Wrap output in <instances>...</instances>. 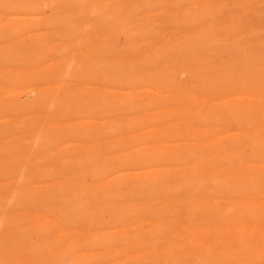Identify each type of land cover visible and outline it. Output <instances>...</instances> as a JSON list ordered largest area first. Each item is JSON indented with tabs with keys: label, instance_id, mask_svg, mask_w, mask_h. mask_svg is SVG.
<instances>
[{
	"label": "bare ground",
	"instance_id": "6f19581e",
	"mask_svg": "<svg viewBox=\"0 0 264 264\" xmlns=\"http://www.w3.org/2000/svg\"><path fill=\"white\" fill-rule=\"evenodd\" d=\"M62 1L63 0H0V45L2 43H6V45L0 47V70H1V67H4V65L5 66L9 65V66H11L13 68H21V69H23L26 66V67H28L27 69H30V71H23L22 70L21 72H19V70H18L16 73H12V74L10 73V74L4 75V77H3L4 79L3 80L6 82V86L7 87L5 88V90H1L0 89V93L3 92V94L5 95L4 96L5 104H1L0 105V118H4L3 120H8V114L10 116L12 115L8 111H11L12 112L13 109L22 110L18 114H20V113L23 114V112H24V114L31 113V112L32 113H36V112L39 111L38 108L42 109L43 111H46L47 112V116H44V117L41 118L44 123H40V124L38 123V125L36 124V126H38V128H36L34 122L38 121L39 116H35L34 118H31L29 122L23 124V126H22L21 129L25 128L26 131L28 130V131H32V132L35 130V133L37 134V136H39V139H40L39 141L42 142V144L40 145L41 142H38L37 141L39 143V145H40V148H42V150L41 149L40 150L43 151L44 154H46V156L48 158H52L59 167L75 166V165H77V160L81 159L79 161H80V164H81L80 166H82V169L80 170V172H78V174L79 173L84 174L88 178H94V180H95V181H91V182H95L94 186L93 185H90V186L89 185H83V186H81V189L83 190L82 192L89 193V192H91V190H94L95 191V193L93 192L94 195H92V197L94 198V200L97 203L96 202H93L92 205H94V203L98 204V202H100V199H104V197H106V196L107 197H110L112 194L113 195H115V194H118V195L121 194L120 196L122 197V193L123 192H125L127 189H131L136 194L135 195L136 198H138L139 196H137V195L141 194L142 192H144L146 194V197L144 196V198H148V200H151L155 204V206H157L156 215L158 217H165V216H167V217H173V216H176L177 215L176 214L177 211L175 210L173 212L172 209H171L172 206L176 205V206H178V207H180L182 209L183 208L186 209V211H185L186 212L185 213L186 216H188V212L189 211L193 212L194 210H197V211L198 210H202V212L204 213L203 214L204 216L209 217V218H212L213 220H224V221H227V222H229V221H238V220H246V219H254V220L261 219V220H264V185L263 186L262 185L260 186L261 188L259 190L260 191L259 193H255V192H253L254 191L253 185H252V183H250L252 181L254 182V181H257V180L264 181V135L261 132L262 129L261 130L260 129H256L258 126H260L261 128L264 127V100L262 98H260V94L257 93L259 91V89L261 91V88L260 87L262 85L264 86V66H263V68L261 67V69L257 68L258 65L257 64L255 65V62L254 63L252 62V57H254V56L251 57V54L247 51V49L241 48L240 46L237 47V45H236V47H237L236 50H233V52H232V50H229V52L231 51L232 53H230V54L232 56H234L232 59L235 62L234 61L233 62L236 63L238 66H241L240 67L241 68V71H239V74L237 72L235 74L234 72H235L236 67L233 64H229V63L232 62V60H231V62H228L227 64H225L226 62L225 63L223 62L224 65H226V66L222 70H221L222 66L219 67V66L215 65V66H217V67L220 68L219 69V68L216 67L219 71H221V73L218 71L219 74H220L218 76H222L223 79L220 78V77H217V76L216 77L217 78H220V80L222 79L223 81L224 80H227L228 81V84H231V86H229L231 88H228L226 90L224 89V91H223V92H225L224 93L225 95L231 96V97L229 99H224V97H223L219 101H217L215 103H211V102H213L215 100L214 98H209L208 99L206 97L207 99L205 98V99H202V100H200L198 98H195V97L193 98L190 93H183V92H181L185 88L184 89H180V91L178 90L179 92L176 95L174 93L173 95H175L176 97H174V99L172 100L171 95H167L166 92L162 90L163 88L160 90L159 87L157 88L156 86H154V85L151 84L150 75H148L147 73H145V71H147V70H145L142 73L141 72H136V71H134V72L129 71L128 72V70H126V69H121L123 67V65L121 66L120 69H118L119 64L121 65L120 62H119V64H115V66H113V67H109V65L107 66V65L104 64V62H106V61L103 62V60H102V59L106 58L105 56H107V55H105V56H102L101 57V60L99 59L98 61H96L94 59L96 65L95 66H91L92 64L90 66L88 65L90 67V69H89V71H86V72H85V70H84V68L82 66L86 62L85 59H84V63L83 64L81 62H78V65L77 66H73L72 65V67L74 68V70L75 71L77 70V73L78 74H81V75L85 76L86 79L87 78L88 79H92V81L89 80V82H87V83H91V82L93 83V81H98V83H97V85H98L97 86V89H94V87H93V88H91L92 90H90L88 88L89 91H90V93H92V95L89 98L83 100V99H81L83 95H81V98H80V96H78L76 94L77 92L75 94H72L73 91H71V90H73V89H71L70 87H64V88H62V86L59 85L60 83L58 84L56 82L58 79H60V80L61 79H65L64 77H66V72H68L69 74L71 73L72 69L69 68L70 66L68 67V65H71L73 62L71 64H68V65L67 64H64V62H67V61L69 62V60H71V61L74 60L75 62H77L75 60V56L77 57V55H72L73 57H71V59H69V60H68V58H66V59H64V58L63 59H60V57L58 56V53H59L60 48H62V47H60V45H56V44H53L52 43L53 37H52V34L50 32H48V31H46L44 33L43 32H40L41 24H43V23H45V25L48 26L49 29L50 28H52V29L53 28L54 29H59V28H61V26H63L62 25V20L60 19L59 12L57 11L58 4L61 3ZM88 1H90V0H71V2L73 4L78 5L79 8L85 6ZM98 1L99 2L102 1V3H104V8L103 9H102V7L101 8L99 7L100 10H101V16H102V18H101V16H100V18L103 19L104 22H109L111 25L108 24V23L107 24L110 25L111 26V29H112V27L115 25V16L113 15V11H112L113 9H111L110 6L112 5L111 7L113 8V7H115V4L113 6V1L110 2V0H98ZM129 1H131V0H129ZM66 2H67V0H66ZM139 2L140 1H138V3ZM94 3H95V1H94ZM154 3H156V2H154ZM127 4L129 5V3H127ZM140 5H141V2H140ZM158 5H160V4L157 3V6ZM172 5H173V3H172ZM97 6H98V4H97ZM135 6H137V4ZM63 7H65V6H63ZM116 7L119 8L120 6H117V3H116ZM144 7L146 8V6H144ZM176 7H178V6H176ZM180 7H182V6H180ZM207 7H208V5H207ZM77 8L78 7H75L74 9H77ZM84 8H85L84 11H86L85 13L89 12L88 10H86V6ZM84 8H82V9H84ZM118 8H116V9H118ZM136 8H138V7H136ZM145 8L142 11H145L146 10ZM153 8H155V7H153ZM141 9H142V7L140 6L139 7V10H141ZM150 9L151 8L148 9V7H147V10H150ZM178 9L179 8H177V10ZM242 9L243 8H241V10ZM132 10H133V8H132ZM139 10L138 11L136 10V11L137 12H140ZM230 10H229V12H230ZM114 11H116V10L114 9ZM126 12H128V11H126ZM232 12H234V11L232 10L231 13ZM91 13H92V11H90L87 15L89 16ZM95 14H97V13H95ZM134 14H135V12H134ZM187 14L189 15V13H187ZM195 14H197V13L195 12ZM202 14L200 15V18L202 17ZM225 14H226V11H225ZM246 14H247V11H246ZM259 14H262V13H259ZM132 15H133V13H132ZM157 15H160V14H157ZM212 15L214 16V13H212ZM216 15H217V13H216ZM193 16L194 15L192 14V17ZM252 17H255V16H252ZM256 18L257 17H255V20H256ZM73 19L71 21H73ZM236 19H238V18H236ZM150 20L152 21V19H150ZM150 20H148V21L150 22ZM158 20H160V19H158ZM201 20H202V18L200 19V21ZM217 20H219V19H217ZM228 20H229V18H228ZM239 20L241 21V19H239ZM95 21H97V20H95ZM116 21H117V18H116ZM131 21H132V18H131ZM230 21H231V19H230ZM251 21H252V19H251ZM205 22L207 23V21H205ZM238 22L239 21H237V23ZM74 23L73 24L72 23H69V24H72L73 25V27H72L73 29L75 27L74 25H77V23L75 21H74ZM88 23L89 22H87V24ZM198 23L199 24H197V27L201 23H203V20H202L201 23L200 22H198ZM221 23H222V21H221ZM69 24L67 22L66 25L65 24L64 25L65 26L68 25V28L70 30L71 27H70ZM83 24H85V23H83ZM90 24H89V26H90ZM232 24H234V23H232ZM242 24H243V22H242ZM261 24H262V22H261ZM94 25L96 26V24H94ZM227 25H228V23H227ZM231 25H229V26H231ZM85 26H86V24H85ZM86 27H88V26H86ZM234 27H236V25ZM234 27H232V31H233V28ZM65 28L67 29V27H65ZM72 28H71V30H72ZM97 28H98V26H97ZM125 28H126V24H125ZM243 28H245V27L243 26ZM75 29H77V28L75 27ZM107 29L108 30H111L110 28H107ZM114 29L115 28H113L112 30H114ZM136 29H138V27ZM148 29H149V26H148ZM191 29H193V28H191ZM229 29H231V28H229ZM100 30L101 29H99V30L97 29V31H100ZM102 30H104V28ZM79 31L80 30H78V32ZM86 31L88 32V30H86ZM217 31H218V29H217ZM130 32H132V31H130ZM137 32L136 31L134 32V36H133V39L134 40H137V39H135V33H137ZM144 32H146V30ZM171 32H173V31H171ZM219 32H222L223 33V31L222 30L220 31V29H219ZM241 32H242V30H241ZM98 33L101 34V31L98 32ZM124 33H125V31H124ZM124 33H122V34H124ZM146 33H148V32H146ZM60 34H59V36L56 35V37L59 38L61 36ZM88 34H89V32H88ZM131 34H133V32ZM257 34L258 33H256V36H257ZM27 35H28L27 39L30 38V39H32L31 42L32 43H35V45H34L35 47L33 48V50L31 49L32 50L31 52L25 51L22 48V46L24 44L21 46L20 45L21 41H17L18 39L23 38L24 36H27ZM78 35H80V34H78ZM211 35H212V32H211ZM53 36H54V39L61 40V39L55 38V35H53ZM168 36H169V34H168ZM212 36L215 38L214 35H212ZM69 37H70V35L68 36V39H69ZM119 37L121 39V35H119ZM110 38H109V40H110ZM128 38L130 39L131 37L129 36ZM227 38L228 37H226V39ZM247 38H248V35H247ZM249 38H251V37H249ZM62 39L65 40V38H63V37H62ZM74 39L75 38H73L72 40H74ZM102 39H104V38H102ZM127 39L124 36V41L127 40ZM142 39L144 40V38H142ZM148 39H150V38H148ZM156 39H157V37H156ZM226 39H224L225 42H226ZM177 40H179V43L182 45L179 37H178ZM236 40H234V41H236ZM104 41L106 43H109L112 40H110L108 42L107 40L104 39ZM104 41L103 42L101 41L100 43L101 44L102 43L104 44ZM113 41H114V39H113ZM113 41H112V43H113ZM188 41H189V39H188ZM196 41H197V39H196ZM196 41H195V43L197 44L198 42H196ZM85 42H86V38H85ZM92 42L94 43V41H92ZM201 42L202 41L200 40V43H198V44H200V47H201ZM221 42H222V40H221ZM229 42H232V41H229ZM250 42H251V40H250ZM254 42H255V40H254ZM84 43H82V45H84ZM100 43H98V44H100ZM106 43H105V45H106ZM112 43H111L110 46H113ZM188 43H186V44L188 45ZM109 44H107V46ZM116 44H114V45H116ZM171 44H172V42H171ZM174 44H175V42H174ZM183 44H185V43H183ZM224 44H227V43H224ZM252 44H254V43H252ZM89 45H90V42H89ZM119 45H121V44H119ZM119 45H117V46H119ZM216 45H218V46L221 45L220 46V49H222L221 50L222 52L224 51L223 48L224 49L227 48L226 45L223 47L222 46V43L221 44L218 43V44H214V48L215 49L219 48L218 46L216 47ZM229 45H230V43H229ZM263 45H264V43H263ZM101 46H100V48L102 49ZM139 46H141V45H139ZM156 46H158V45H156ZM167 46H169V50L174 47L172 45H167ZM175 46H177V45L175 44ZM202 46L205 47L204 46V43H203ZM233 46L235 47V45H233ZM81 47H84V46H81ZM85 47H88V46H86V43H85ZM104 47L103 48H104L105 51H102V52L103 53L104 52H108V51H106V48L107 47L106 46H104ZM154 47H155V45H154ZM95 48H93V49H95ZM97 48H98L97 51L99 53H102L101 50L99 51V49H100L99 46ZM109 48L111 49V51L114 52V49L115 48H112V47H109ZM109 48H107V50ZM156 48H155V50H157ZM183 48H181V50H183ZM196 48H195V50H196ZM205 48L207 49L208 47H205ZM211 48H213V46ZM214 48H213V51L215 52V49ZM147 49H150V48H147ZM147 49L145 48V50H147ZM229 49H233V48H229ZM262 49H264V46H263ZM174 50H172V52ZM181 50H178V51H181ZM198 50L199 49L197 48V50H196L195 53H198ZM209 50H211V52H212V49L209 48ZM93 51H95V50H93ZM131 51H132V49H131ZM133 51H136V50H133ZM184 51H185V49L183 51H181L182 53L180 52L181 54H183L182 55L183 57L182 56H181L182 58L180 57L181 59H183L188 54L190 55V52H188V53H186L187 55L184 56ZM208 51H207V54H208ZM118 52L119 53H122L120 51H118ZM127 52H128V50H127ZM226 52H228V51H226ZM65 53H69V52H66L65 51ZM91 53L93 55V52L92 51H91ZM97 53H96V55H97ZM137 53H138V51H137ZM169 53H171V50L168 52V55H169ZM180 53H177V54L179 55ZM195 53H192V54H195ZM199 53H201L200 50H199ZM204 53L205 54H203L204 55L203 57L205 58L206 57L205 56L206 55V52L204 51ZM49 54H51V56H52L51 58L49 57L50 56ZM62 54H63V52H62ZM69 54H71V53H69ZM128 54L130 55V53H128ZM135 54H136V52H135ZM151 54H147V56H149ZM215 54H216V56L219 57L220 55L222 56V54H224V53H219L220 55H218L215 52L214 55ZM116 55H118V54H116ZM164 55L166 57V55H167L166 52H165V54L163 53L162 56H164ZM168 55H167V57H168ZM189 55H188V57H189ZM224 55H228L229 56L228 53L227 54L225 53ZM60 56H62V55L60 54ZM63 56H65V55H63ZM108 56H109V54H108ZM194 56H193V58H194ZM200 56H202V55L200 54ZM228 56H226V57H228ZM143 57H141L143 59L139 58L137 60L138 61L139 60H142L143 61L146 58V55L145 56L143 55ZM195 57H197V56H195ZM203 57H202V60L204 62H202V63H205V60L208 57H206L205 60H204ZM154 58L156 59V56ZM168 58H170V57H168ZM175 58H177V55H176ZM180 58H178V59H180ZM132 59L130 61H132ZM210 59L211 58L207 59V61H210V63H212L211 61H213V60H210ZM114 60H116V59H114ZM117 60L119 61V58ZM121 60H122V58H121ZM190 60H192V59H190ZM197 60H199V58ZM197 60L195 59L194 62H196ZM200 60H201V57H200ZM260 60H258V61H260ZM94 61H93V63H94ZM107 61H109V60H107ZM123 61L125 62V60H123ZM142 61H139V62H142ZM154 61H153V63H155L154 66H156L158 64V62H154ZM158 61H159V58H158ZM169 61H170V59H169ZM175 61L177 63V60H175ZM111 62L113 64V60H111ZM124 62H123V64H124ZM180 62L181 63L179 64V66L180 65L182 66L183 63L184 64L185 63H188V60H187V62H182V61H180ZM261 62L262 61H260L259 63H261ZM100 63H102V64H100ZM149 64H150V62H149ZM159 64H161V63H159ZM205 64L206 65L203 64V66L206 68L207 67V62ZM124 65H126V64H124ZM162 65H163V63H162ZM172 65H173V63H172ZM219 65H221V64H219ZM263 65H264V61H263ZM88 66L86 65V68ZM169 66H171V65H168V67ZM208 66L210 67L211 64L208 63ZM215 66H214L213 71L217 70V69H215ZM171 67H173V66H171ZM171 67H169V68H171ZM204 67L201 68V70H200L201 72H202V69ZM209 67H207V68L209 69ZM212 67H211V69H212ZM151 68H153V67H151ZM158 68L159 67H157V70H158ZM205 68H204V70H205ZM181 69H185V68L181 67ZM208 69H207V71H210ZM74 70H73V72H74ZM148 70H150V69H148ZM6 71H8V70H6ZM155 71H154V73H156V74L160 72V71L159 72H157V71L155 72ZM171 71H173V70H171ZM176 71H177L176 73H173L175 75L172 74L173 77L174 76H177V73H179L178 72L179 70H176ZM200 71L197 72V73H200ZM189 72H190V75H191L192 72L189 70L188 71V74H189ZM7 73H9V72H7ZM194 73L195 72H193V75H194ZM212 73L210 74V76L212 75ZM72 74H70L69 76H71ZM208 74L209 73L207 72V75ZM74 75H75V72H74ZM151 75H154V74L151 73ZM200 75L201 74H199V77L198 78H201ZM165 76H164V78H166ZM216 77L214 78L215 80H216ZM84 78H83V80H84ZM164 78L163 79H160V80H164ZM3 80H1V81H3ZM70 80H71V78H70ZM81 80L82 79H79L78 81L80 82ZM202 80L204 81V77L202 78ZM207 80H208V78H206V76H205V81H207ZM211 80L212 79H210V81ZM76 81H77V79H76ZM85 81H87V80H85ZM217 81H219V80H217ZM217 81H215V82H217ZM163 82L164 81H162V83ZM221 82H219V83H221ZM100 83H103V85L104 84L107 85L108 83L109 84L111 83V84H114V85H119V86L125 87L129 91L126 92L123 96L118 95V93H117V96H110V94L108 95L107 92H102V91L100 92V90L98 89V88H100V86H99ZM207 83L208 82H205V84H207ZM223 83H225V82H222V84ZM62 84H64V83H62ZM109 84H108V86H109ZM218 84L216 85V87L213 86V85H211V84L210 85H205V86L206 87L207 86H212L214 88H217ZM114 85H110V86H114ZM162 86H164V85H162ZM176 86H180V85L177 84ZM205 86L202 85L203 88L201 87V90L202 89H205ZM2 87H3V83H2ZM114 87H116V86H114ZM143 87L145 88L144 90H140V91L138 90V89L143 88ZM168 87H169V85H168ZM186 88H190V90H194V88L191 87V86L190 87H186ZM224 88H225V84H224ZM199 89H200V87H199ZM199 89H198V86H197L196 91L199 90ZM137 90L139 91V93L145 94V101L144 102H142L140 99H138V95H137L138 94L137 93L138 91ZM208 90H209V87H208ZM168 91L171 92L170 90H168ZM196 91H192V93L193 92L196 93ZM99 92L101 93V96L100 95L98 96V93ZM184 92H185V90H184ZM83 93H85V92H83ZM199 93H200V90H199ZM260 93L262 94V92H260ZM113 94H115V93H113ZM26 110H28V112L25 113ZM53 112H55L54 117L52 116V113ZM18 114H16V115L18 116ZM21 114H20V116H21ZM13 116H15V115H13ZM9 122L10 121L8 120V124L7 125H4V126L2 125V127H3L4 130H0V134L1 135L4 134V136L5 135L7 136V133H9V131L11 129H13V127L8 128V127H10V126H8L9 125ZM232 124H235V126H237V129L232 130V128H231V125ZM12 125H13V123H12ZM15 126H17V125H15ZM46 126L48 128L52 126V127H54V129L56 128V130L51 131V132L48 131L47 134H46V139H44L42 141L41 140V136L44 134V130H45ZM57 128H59V129H57ZM18 130L19 131H22V133L24 131V130H20V128H18ZM19 131L16 132V134L19 133ZM26 131L24 133H27L28 132V131L27 132ZM124 135H128V136L127 137H122ZM118 136H120V139L118 138ZM77 138L78 139L82 138L83 140L86 139V138L87 139L88 138H90V139L92 138V140H94V141L99 140V139L110 140V141H108L105 144V147L108 150V154L112 153L113 155L112 156L110 155L111 157L106 158L104 161H99L98 159L92 161V158L90 156H88V154L87 155H83V152H81L82 150L79 149V146L76 145V144L70 145L68 148H65V150L69 149L68 151H66L67 153H63V152H65L63 150L64 148L54 149V147H59V145L60 144H63L64 142H67V141H73V142H75V141H77ZM0 139H1V137H0ZM5 139L6 138H4V140ZM87 139L84 140V141H87ZM21 141H23V140H21ZM37 142H36V144H37ZM91 142H93V141H91ZM22 143H24V142H22ZM22 145H23V147H24V145L30 146V143H26V144H22ZM2 147H0L1 151H3L2 150ZM5 147H7L6 144H5ZM10 147H11V145H10ZM12 148H14V152L15 153L20 150L19 149L20 147L17 149V145H16L17 151H15V147H12ZM84 148H85V146H84ZM8 150H12V149H7V151ZM12 151L9 153L10 155H11ZM34 152H36V151H34ZM18 153L20 154V152H18ZM2 154H3V152L0 155L2 156ZM9 154H8V156H9ZM44 160H45V158H44ZM22 162H24V161H21V164H23ZM27 163H28V160H27ZM36 163L38 164L39 162H36ZM10 164H11V162H10ZM18 164L20 165V162ZM32 164L34 165V162ZM6 166H7V164H6ZM35 166H36V164H35ZM90 166H91V168L89 170H87L86 168L87 167H90ZM21 167H23V166H21ZM67 167L64 168V169L65 170H68ZM9 168H11V166ZM13 168H14V166H13ZM74 168H75V170H77L76 167H74ZM1 169L3 170L5 168L2 167ZM17 171H20V170H17ZM24 171H27V170L25 169V170H23V172ZM72 173H75V172H72ZM76 173H77V171H76ZM42 174L43 173H41V175ZM45 175L47 177H49L50 179H54V180L55 179H59L60 177L65 176L64 175V172L62 173L61 170L59 168H57V167H54V169L52 168V171H48ZM15 177L16 176H14V178ZM12 178L13 177H11V179ZM6 179H8V178L5 177L4 180H6ZM8 180H10V178ZM33 180H35V178H33ZM41 180H43V178ZM66 182L67 183H61V182H54L53 183L52 182L53 184H51L50 186H48L49 187V191H50V193H49L50 195H49V197H47L48 199L47 198H45V199H47V201H48L49 198H52V197L53 198H57L58 197L59 198L58 199L59 201L62 200L61 201L62 206L64 205V207L65 206H69L70 207L69 212L68 211H65V212H67V214H69V215H74V214H77V213H76L75 210H73V207L76 208L77 205L74 206V203H72V201L69 200V198L72 199V196H66L68 194L67 192L72 187H74V186H72V184H70V182L68 180ZM22 183H24V180H23ZM25 183H26L25 185H27L28 182H25ZM22 185H24V184H22ZM30 185H31V183H30ZM14 189H15V187H14ZM0 190H1L0 192L2 193V189H0ZM5 190H6V188L3 189V192ZM35 190L36 189H34V191ZM27 191H26V193H28V195H30L29 192L31 190L30 191L27 190ZM129 191H126V192H129ZM80 192H81V190H80ZM82 192L80 193V195L81 196H84V195H82ZM126 192L123 193V194H127L128 195V193H126ZM19 193H20V191H19ZM26 193H25V195H27ZM134 193H131V194L133 195ZM46 194H48V193H46ZM131 194H129V195L131 196ZM11 195H13V194H11ZM21 196H22V194H21ZM23 196H22V198H23ZM32 196L33 195H31L30 199L28 197V198H24L22 200L25 201L27 199V202H28V199L29 200L34 199ZM43 196H44V194H43ZM81 196H80V198H81ZM61 197H62V199H60ZM115 197H116V195H115ZM135 197L133 199H135ZM193 197L196 200H199V201H196V204L194 206L192 205V201H190V198H193ZM0 198H1V196H0ZM80 198H79V200L81 201ZM87 198H89V197H87ZM115 199L117 200V198H115ZM133 199H131L130 201L132 202ZM142 199H143V196H142ZM43 200H44V198H43ZM79 200H77V201H79ZM120 200H121V198H120ZM126 200L127 199L125 198V201ZM21 201L19 200V204H21L20 203ZM23 201H22V203H23ZM33 201H31V202H33ZM139 201H141V200H139ZM38 202H40V201H38ZM70 202H71V204H70ZM29 203H30V201H29ZM13 204H15V202ZM19 204H15V205H19ZM30 204H32V203H30ZM46 204L48 205V202ZM10 205H12V204H10ZM92 205L90 203L91 208L92 207L94 208V206H92ZM134 205H136V204H134ZM44 206L45 205H43V207ZM90 206L88 205L87 207H90ZM18 207L21 208L23 206L21 205V207L20 206H18ZM24 208H26V205H25ZM111 208H113V207H111ZM111 208H110V210H104L103 208L101 210L98 209L97 213H92V214H90L89 212H86L87 210H85V213H87L85 215L90 214V216L92 215L91 217H93L96 214L97 216H100V220L101 221L103 220V219H101V216H103V215L105 217L106 216H109L112 219V221L115 220V222H116L117 220H119L117 222L119 224V222L122 221L120 219H122V217H123V213H122L123 211L119 212L117 210H112ZM32 209H33V207H32ZM37 209L40 210V207L39 208H36V210ZM47 209H49V208H47ZM21 210H23V208ZM41 210H42V207H41ZM81 210H83V209H81ZM92 210H89L88 209V211H92ZM129 210H130V208H129ZM27 211H29V210H27ZM30 211L32 212V210H30ZM59 211H61V210L59 209ZM5 212H6V210H5ZM8 212H9V210H8ZM20 212H22V211H20ZM57 212H58V210H57ZM0 213H3L4 214V211L3 212L0 211ZM148 213L149 212H147L146 214H148ZM60 214H62V213H60ZM137 214L138 213H136V215ZM139 214H140V212H139ZM80 215H84V214H80ZM131 215H132V213H131ZM97 216L94 217L95 220H96V217ZM104 216H103V218H104ZM59 217H61V216H59ZM66 217L67 216H65V218ZM77 217H74V219L75 218L77 219ZM193 217H195V216H193ZM5 218H6V216H5ZM69 218L71 219V216ZM86 219H87V217H86ZM185 219H187V217H185ZM91 220H92V218H91ZM130 220H131V218H130ZM188 220L190 221L189 218L186 221H188ZM23 221H25V220H23ZM31 221H32V219H31ZM85 221L86 220H84V224L87 223L89 225V223H92V222H90V220L87 221V222H85ZM101 221H100V224H101ZM184 221H183V223H184ZM199 221H200V219H199ZM64 222H66V221H64ZM96 222H98V221H96ZM108 222L107 223L104 222V223L107 224V225H109ZM132 222L134 223V221H132ZM144 222H146V221H144ZM180 222H182V220ZM21 223H22V221H21ZM57 223H59V222L57 221ZM166 223H168V221ZM216 223L217 222H215V224ZM229 223H231V222H229ZM257 223H260V222H257ZM82 224H83V222H82ZM84 224H83V226H84ZM121 224L123 225V223H121ZM19 225L20 224L18 223V226ZM25 225H26V223H25ZM97 225H99V222L97 223ZM97 225H95V226H97ZM101 225H103V224H101ZM126 225H128V224H126ZM203 225H204V222H203ZM217 225H218V223H217ZM83 226H82V228H83ZM93 226L94 225L92 224V227ZM205 226H206V223H205ZM247 226H248V224H247ZM113 227H114V224H113ZM221 227H223V226H221ZM20 228L21 229H24L22 227H20ZM20 228H18V229L20 230ZM71 228H74V227H71ZM225 228H227V227H225ZM228 228H230V227H228ZM26 229L27 228H25V230H22V232L26 233L27 232ZM87 229H89V228H87ZM255 229H258V228L255 227ZM30 230L33 231L34 229L31 228ZM30 230H29V233L30 232L32 233V231H30ZM155 230H158V229H155ZM263 230H260V231H263ZM38 231H39V229H38ZM41 232L42 233L43 232L45 233V230L44 231H41ZM245 232H247V231H245ZM35 233L37 234L36 230H35L34 233L31 234L32 235L31 237L36 236ZM22 237H23V235H22ZM25 237L28 238V236H26V234H25ZM31 237L28 238L27 241L30 242V239H31V241L34 242L35 239L32 240L33 238H31ZM112 237L108 238L107 241L106 240H103L104 242L105 241L106 242L103 243L102 245L103 246L108 245L109 247H113L114 245H117L118 242H119V239L112 238ZM149 237H151V235ZM204 237H207V235H205ZM35 238L39 239L38 236L35 237ZM235 238H237V237H235ZM258 238H259V236H258ZM252 239H250V240H252ZM19 240H22V238L19 239ZM56 240H57L56 241V244H58V242L60 240L58 241V238ZM90 240H92V239H90ZM151 240L153 241V238H151ZM242 240H244V239H242ZM52 241H54V240H52ZM179 241H181V240H179ZM14 242H16V241H14ZM14 242H12V243H14ZM24 242H26V239L24 240ZM253 242H255V241H253ZM26 243H28V242H26ZM81 243H82V241H81ZM83 243H85V242H83ZM95 243H93V244H95ZM22 244H23V242H22ZM53 244H54V242H53ZM100 244L101 243H99V245ZM164 244H165V242H164ZM231 244H232V242H231ZM30 245H29V247H30ZM38 245H40V244H38ZM186 245H187V243H186ZM32 246H33V244L31 245V247ZM35 246H37V242H36V245ZM94 246H96V245H94ZM119 246H120V244H119ZM144 246H146V245H144ZM201 246H203V245H201ZM218 246L219 245H217V248H218ZM34 247H32V248L35 249ZM39 247H37V249H39ZM96 247H98V246H96ZM165 247H166V245H165ZM225 247H227V246H225ZM249 247H251V246H249ZM49 248L50 247L48 246V250H50ZM53 248H54V246H53ZM53 248H51V249H53ZM144 248H146V247H144ZM214 248H215V246H214ZM214 248H212V249H214ZM220 248L221 247H219V249ZM33 249H31V252L34 253V251L35 252L37 251L36 249L33 251ZM64 249H66V248H64ZM95 249L97 250V248H95ZM147 249H148V247H147ZM200 249H201V247H200ZM226 249L230 251V249H228V248H226ZM42 250L44 251V247L42 249H40V251H42ZM45 250H46V247H45ZM105 250H107V249H105ZM140 250H141V248H140ZM194 250H196L195 247H194ZM24 251L26 252L25 249H24ZM66 251H67V249H66ZM241 251H242V249H241ZM44 252L47 253L49 251H47V252L44 251ZM44 252H42L41 254H43ZM90 252H92V251L90 250ZM141 252H143V251H141ZM200 252L201 251L199 250V253ZM244 252H245V250H244ZM258 252H259V250H258ZM65 253H67V252H65ZM159 253H160V251H159ZM161 253H162V251H161ZM239 253H242V252H239ZM152 254H154V253H152ZM157 254L158 253H156V255ZM82 255H83V253H82ZM199 255H201V253ZM204 255H205V253H204ZM228 255H230V253ZM232 255L235 257L234 254H232ZM257 255L258 254H256V256ZM252 256H255V255H252ZM59 257H61V256H59ZM63 257L64 256H62V258ZM124 257H125V255H124ZM194 257H196V255H194ZM147 258H149V257H147ZM231 258H233V257H231ZM243 258H245V257H243ZM52 259H54V258H52ZM59 259H61V258H59ZM59 259H58V261H61L62 260V259L61 260H59ZM164 259H165V257H164ZM261 259L264 261V258L263 257ZM95 260H96V258H95ZM196 260H198V259H196ZM214 260H212V259H211V261L207 260V261H205V264H207V262H209V264H210V262H212ZM223 260H226L227 261V259H224V258H223ZM109 261L110 260H108L107 262H109ZM216 261H214V263ZM35 262H36V260H35ZM181 262H180V264H182ZM200 262L201 261H199L198 264H202V262L201 263ZM218 262H220V261H218ZM255 262H256V259H255ZM41 263H42V261H41ZM63 263H64V261H63ZM66 263H67V261H66ZM74 263L77 264L78 261H74ZM95 263H96V261H95ZM194 263H195V261H194ZM223 263H225V262L223 261ZM2 264H4V263H2ZM80 264H82V263L80 262ZM92 264H94V263H92ZM188 264H189V262H188ZM255 264H257V263H255Z\"/></svg>",
	"mask_w": 264,
	"mask_h": 264
},
{
	"label": "rangeland",
	"instance_id": "374dc122",
	"mask_svg": "<svg viewBox=\"0 0 264 264\" xmlns=\"http://www.w3.org/2000/svg\"><path fill=\"white\" fill-rule=\"evenodd\" d=\"M94 1H95V3H94ZM111 1H113V6L115 4V7H116V3H117V6H120L119 8L116 7L118 9H116L115 7L112 8L111 7L112 5L110 6V8L113 9L112 10L113 11V15L115 16V25L112 27V29L115 28L114 30L111 29V26H110L111 24L109 22H104V20L101 19L102 16H101V10H100V8L101 7H102V9L104 8V3H102V1L99 2L98 0H90V1H88L86 3V5H85L86 6V10H88L89 12L92 11V13L89 16L87 15L89 12L85 13L86 11H84L85 10V8H84L85 6L79 8V6L76 5V4H73L71 2V0H67V2H66V0H63L61 3L58 4V7H57V11L59 12L60 19L62 20V25L63 26H61V28H59V29H54V28L53 29L52 28L49 29L48 26L45 25V23L41 24L40 32H43V33L46 32V31L50 32L52 34V37H53L52 43L53 44H56V45H60V47H62V48H60L59 53H58V56L60 57V59H63V58L66 59V58H68V60H69V59H71V57H73L72 55H77L78 58L75 56V60L77 62H75L74 60L73 61L69 60V62L68 61L67 62H64V64H67V65L68 64H71L73 62L71 65H68V67L70 66L69 68L72 69V71H71L70 74H72V73L73 74L71 76H69L70 74L68 72H66V77H64V78L67 81L65 79H61V80L58 79L56 82L58 84L60 83L59 85L62 86V88H64V87H70L71 89H73V90H71V91H73L72 94H75L77 92L76 94L78 96H80V98H81V95H83L82 98H81L83 100L89 98L92 95V93H90L89 89L92 90L91 88H93V87H94V89H97V86H98L97 83H98V81H93V83L92 82L91 83H87V82H89V80L92 81V79H88V78L86 79L85 76H83L81 74H78L77 73V70L75 71L74 68L72 67V65L73 66H77L78 65V62H81L83 64L84 63V59H85L86 62L83 65L82 64L81 65L83 66V68H84V70L86 72V71H89V69H90L89 66L91 64H92L91 66H95L96 65L94 59L96 61H98L99 59L101 60V57L102 56H105V55H107V56H105L106 58L103 57L104 59H102V60H103V62L106 61V62H104V64L107 65V66L109 65V67H113V66H115V64H119V62H120L121 65L119 64L118 69H120L121 66L123 65V67L121 69H126V70H128V72L129 71H132V72L136 71V72H141L142 73L145 70H147V71H145V73H147L148 75H150V78L152 79V80L150 79L151 84L154 85V86H156L157 88L159 87L160 90L163 88L162 90L165 91L167 95H171L172 100L174 99V97H176L175 95L180 91V89H184L185 88L184 89L185 92H184V90L181 91V92H183V93H190L193 98L195 97V98H198L200 100L205 99L206 97L208 99L209 98H214L215 100L213 102H211V103H215V102L219 101L223 97H224V99H229L231 97V96L225 95L224 94L225 92H223L224 89L226 90L228 88H231V87H229V86H231V84H228V81L227 80H224L223 81L222 80L223 79L222 76H218V75H220L219 72L221 73V71H219L217 68H219L220 66H222L221 70L224 69V67L226 66V65H224V63L226 62L225 64H227L228 62H231V60H232V62L229 63V64H233L236 67L234 73L236 74V72H237L239 74V71H241V68H240L241 66H238L236 63H234L235 61L232 59L234 56H232L230 54V53L233 52V50H236V48L238 46H240L241 48L247 49V51L251 54V57L254 56V57H252V62L253 63L255 62V65L256 64L258 65L257 68L261 69V67L263 68V66H264L263 65V61H264V56H263L264 55V49H262L263 46H264L263 45V43H264V36H263L264 35V26H263L264 25V0H229V1L228 0H219V1L218 0H177L178 2L176 0L175 1L174 0H160V1L159 0H143V1L142 0H131V1H129V0H117V1L116 0H110V2ZM138 1L141 2V5H140V2L138 3ZM154 2H156V3H154ZM127 3H129V5ZM157 3H159L160 5L157 6ZM172 3H173V5H172ZM97 4H98V6H97ZM136 4H137V6H135ZM207 5H208V7H207ZM63 6H65V7H63ZM140 6L142 7L141 10H139V7ZM144 6H146V8ZM176 6H178V7H176ZM180 6H182V7H180ZM75 7H78L77 8L78 10L77 9H74ZM136 7H138V8H136ZM147 7H148V9L149 8H151V9L150 10H147ZM153 7H155V8H153ZM82 8H84V9H82ZM132 8H133L134 11L132 10ZM144 8L146 10L145 11H142V10H144ZM177 8H179V9L177 10ZM241 8H243V9L241 10ZM114 9L116 11H114ZM136 10L137 11L139 10L140 12H137ZM224 10L226 11V14L227 15L225 14V11ZM229 10H230V12H229ZM232 10L234 12L231 13ZM126 11H128V12H126ZM194 11L197 14H195ZM246 11H247V14H246ZM134 12H135V14H134ZM95 13H97V14H95ZM132 13H133V15H132ZM187 13H189V15ZM200 13L201 14L203 13L202 14V17H201L202 20H203V23H201L202 20L200 21V19H201L200 18V15H201ZM212 13H214V16L212 15ZM216 13H217V15H216ZM259 13H262V14H259ZM157 14H160V15H157ZM192 14L194 15L193 17H192ZM100 16H101V18H100ZM252 16L257 17L256 20H255V17H252ZM227 17L229 18V20H228ZM116 18H117V21H116ZM131 18H132V21H131ZM236 18H238V19H236ZM72 19H73V21H71ZM150 19H152V21ZM158 19H160V20H158ZM217 19H219V20H217ZM230 19H231V21H230ZM239 19H241V21ZM251 19H252V21H251ZM95 20H97V21H95ZM148 20H150V22ZM236 20L239 21V22L237 23ZM74 21L77 23V25H74L77 29H75V27H74V29L72 28L73 27L72 24L74 23ZM205 21H207V23ZM221 21H222V23H221ZM67 22H68V24L69 23H72V24H69L70 27L72 28V30H71V28L69 30L68 25L65 26ZM87 22H89V23L87 24ZM198 22H200L201 24L197 27V24H199ZM242 22H243V24H242ZM261 22H262V24H261ZM83 23H85L86 26H88V27H86L85 24H83ZM107 23L110 24V25H108ZM227 23H228V25H227ZM232 23H234L236 25V27H234L235 25L232 24ZM89 24H90V26L92 24L93 25L90 27ZM94 24H96V26ZM125 24H126V28L127 29L125 28ZM147 25L149 26V29H148V26ZM229 25H231L235 29L233 28V31H232V27L229 26ZM97 26H98V28H97ZM243 26L245 28H243ZM65 27H67V29ZM137 27H138V29H136ZM103 28H104V30H102ZM107 28H110L112 31L111 30H108ZM191 28H193V29H191ZM229 28H231V29H229ZM97 29L98 30L101 29L100 30L101 31V34L98 33L100 31H97ZM217 29H218V31H217ZM219 29H220V31L222 30L223 33L222 32H219ZM78 30H80V31L78 32ZM86 30H88L89 34H88V32ZM145 30L149 34L146 33V32H144ZM241 30H242V32H241ZM124 31H125V33H124ZM130 31H132L133 34H131L132 32H130ZM135 31L136 32L138 31L137 33H135V39H137V40H134L133 39V36H134V32ZM171 31H173V32H171ZM211 32H212V35L215 36V38L211 35ZM122 33H124V34H122ZM256 33H258L257 36H256ZM59 34L61 36L59 38H57L56 35L59 36ZM78 34H80V35H78ZM168 34H169V36H168ZM53 35H55V38L61 39V40L54 39V36ZM69 35H70V37L68 39V36ZM119 35H121V39H120ZM126 35L128 37L130 36L131 38L129 39ZM149 35L150 36L152 35L151 36L152 38ZM247 35H248V38H247ZM124 36H125L126 39L128 38L127 40H125L126 42L124 41ZM177 36L180 38V41H181V43H182L183 46L179 43V40H177L178 39ZM27 37H28V35L27 36H24L23 38L18 39L17 41H21V43H20L21 46L24 44L22 46V48L25 51L31 52L33 50V48L35 47L34 46L35 43H32L31 42L32 39H30V38L27 39ZM62 37L65 38L66 41L63 40ZM147 37L150 38V39H148ZM156 37H157V39H156ZM226 37H228V38L226 39ZM249 37H251V38H249ZM73 38H75V39L72 40ZM85 38H86V42H85ZM102 38H104L108 42L110 40L113 41V39H114V41H113V43H112V41H110L109 42L110 44H109V43H106L104 41V39H102ZM109 38H110V40H109ZM142 38H144V40ZM188 39H189L190 42L188 41ZM196 39H197V41H196ZM224 39H226V42H225ZM200 40L202 41L201 42V47L202 48L200 47V44H198V43H200ZM221 40H222V42H221ZM234 40H236V41H234ZM250 40H251V42H250ZM254 40H255V42H254ZM92 41H94V43ZM101 41L102 42L104 41V44L103 43L101 44L100 43ZM170 41L172 42V44H171ZM173 41L175 42V44L177 46H175V44H174ZM195 41L198 42V43L196 44ZM229 41H232V42H229ZM84 42L86 43V46H88V47H85V43ZM89 42H90V45H89ZM97 42L100 43V44H98ZM217 42L219 44L222 43V46L223 47L226 45L227 48L226 47H225L226 49L223 48L224 51L222 52L221 51L222 49H220V46L221 45L220 46L216 45V47L218 46L219 48H217L218 50L215 49L214 48V44H218ZM82 43H84V45H82ZM105 43H106V45H105ZM111 43L113 44V46H110ZM118 43L121 44V45H119ZM183 43H185V44H183ZM186 43H188V45ZM203 43H204V46L205 47H208L207 48L208 50H209V48L212 49V52H211V50L208 51L205 47H203L202 46ZM224 43H227V44H224ZM229 43H230V45H229ZM252 43H254V44H252ZM107 44H109L108 45L109 47H112V48H115V49L117 48L118 50L116 49L117 50L116 51L114 49V52L111 51V49L107 46ZM114 44H116V45H114ZM4 45H6V43H2L0 45V47L1 46H4ZM103 45L106 46L107 48H109L108 50L106 48V51H108V52H104V53L102 52V51H105L104 50L105 47ZM117 45H119L120 47L117 46ZM139 45H141V46H139ZM154 45H155V47H154ZM156 45H158L159 47L156 46ZM167 45H172V46H174L173 48L175 49V50L173 48L170 49L171 50V53H169V55H168V52L170 50H169V46H167ZM233 45H235V47ZM236 45H237V47H236ZM81 46H84L85 48L84 47H81ZM96 46L97 47L99 46V48H100V46L102 47V49L101 48L99 49V51L101 50L102 53H99L97 51L98 48ZM212 46H213V48L215 49V52L218 55H220L219 53H224V54L225 53L226 54L228 53L229 56L222 54V56L220 55L218 57V56H216V54L214 55L215 52L213 51V48H211ZM196 47L201 51V53H199V50H198V53L199 54L198 53H195L196 50H197ZM93 48H95V49H93ZM130 48L132 49V51H131ZM145 48L146 49L147 48H150V49L145 50ZM155 48L157 50H155ZM181 48H183V50L185 49L184 56L187 55L186 53L190 52V55L188 54L190 58L187 55V56L184 57L185 59L184 58L181 59L183 57L182 56L183 54H181L182 53L181 51H183V50H181ZM195 48H196V50H195ZM229 48H233V49H229ZM93 50H95V51H93ZM127 50H128V52H127ZM133 50H136V51H133ZM172 50H174V51L172 52ZM178 50H181V51H178ZM206 50L208 51V54H207V51ZM225 50L228 51V52H226ZM229 50H232V52L231 51L229 52ZM65 51L66 52H69L71 54L65 53ZM91 51L93 52V55H92ZM118 51L122 52L123 54L122 53H119ZM137 51H138V53H137ZM204 51L206 52V55L205 56L208 57V58L205 57L206 60L203 57L204 56L203 54H205ZM62 52H63V54H62ZM135 52H136V54H135ZM165 52L168 55V57H170V58H168L167 55H166V57H165V55L162 56L163 53L165 54ZM96 53H97V55H96ZM107 53L109 54V56H108ZM115 53L118 54L120 57L118 55H116ZM128 53H130V55ZM177 53H180L181 55L179 54L180 55L179 56ZM192 53H195L196 55L195 54H192ZM60 54L62 56H60ZM147 54H151V55L147 56ZM200 54L202 56H200ZM49 55H50L49 57L51 58L52 57L51 54H49ZM63 55H65V56H63ZM143 55L144 56L146 55V58L143 61L142 60H139V61H142V62H139L137 59L143 57ZM176 55H177V58H175ZM194 55L197 56V57H195ZM155 56H156V59L154 58ZM193 56H194V58L196 60L198 58H199V60H197L196 62H194L195 59L193 58ZM226 56H228V57H226ZM200 57H201V60H200ZM202 57L204 58L205 63L207 62V67H209L208 66V63L211 64V66L209 67V69L206 67L211 72L210 71H207V69L203 66V64L204 65H206V64L205 63H202V62H204L202 60ZM109 58L111 60H113V64H112V62H111V60ZM118 58H119V61L117 60ZM121 58H122V60H121ZM143 58H141V59H143ZM158 58H159V61H158ZM178 58H180L181 60L178 59ZM209 58H211L210 60H213V61H211L212 63H210V61H207V59H209ZM114 59H116V60H114ZM131 59H132V61H130ZM169 59H170V61H169ZM190 59H192V60L194 59V60L192 61ZM107 60H109V61H107ZM123 60H125V62ZM175 60H177V63H176ZM187 60H188V63H185V64L183 63L182 66L180 65L181 67H183L185 69H181V67L179 66V64L181 63L180 61L187 62ZM258 60L262 61L261 62L262 64L259 63L260 61H258ZM93 61H94V63H93ZM122 61L126 65H124ZM153 61L154 62H158V64L156 63L157 65L154 66L155 63H153ZM149 62H150V64H149ZM159 63H161V64H159ZM162 63H163V65H162ZM172 63H173V65H172ZM100 64H102V63H100ZM219 64H221V65H219ZM86 65L87 66L89 65L88 66L89 68L88 67L86 68ZM168 65H171L173 67L169 66V67H171V68H169ZM215 65H217L219 67H217ZM7 66L4 65V67H1V70H0V89L1 90H5V88L7 87L6 86V82L3 80L4 79L3 78L4 75L10 74V73L11 74L12 73H16L18 70H19V72H21L22 70L23 71H30V69H27L28 67H26V66L23 69H21V68H13V67H11L9 65H7ZM214 66H215V69H217V70H215L216 72L213 71ZM151 67H153V68H151ZM157 67H159L160 69L158 68V70H157ZM202 67H204L205 70L203 68L202 69V72H201L200 70H201ZM211 67H212V69H211ZM148 69H150V70H148ZM6 70H8V71H6ZM73 70L75 72V75H74ZM155 70L157 72H159V71L160 72L156 74V73H154ZM171 70H173V71H171ZM176 70H179L178 71L179 73H177V76H174L173 77L172 74L173 73H176L177 72ZM187 70L188 71L190 70L192 72L191 75L193 77L190 75V72L188 74V71ZM199 71H200V73H197ZM7 72H9V73H7ZM193 72H195L194 75H193ZM207 72L209 73L208 75H207ZM151 73L154 74V75H151ZM211 73H212V75L210 76ZM199 74H201L204 77V81L202 80L203 77L201 75H200L201 78H198L199 77ZM173 75H175V74H173ZM164 76L166 78H164ZM205 76H206V78H208L207 81H205ZM214 76L215 77L216 76L217 77H220L222 79L220 80V78H217L216 77V80H215L214 79L215 78ZM70 78H71V80H70ZM83 78H84V80H83ZM163 78H164V80H160V79H163ZM76 79H77V81H76ZM79 79H82L84 82L82 80L81 81L83 83L81 81L79 82L78 81ZM210 79H212V80L210 81ZM1 80H3V81H1ZM85 80H87V81H85ZM217 80H219V81H217ZM162 81H164V82L162 83ZM215 81H217L218 83L221 82V81L222 82H225V83L222 84V82H221V83L218 84ZM1 82L3 83V87H2V83ZM205 82H208V83L205 84ZM62 83H64V84H62ZM216 83L218 84L217 88H214L212 86H207V87L205 86V85H210L211 84V85H213V86L216 87V85H217ZM108 84L107 85H105V84L103 85V83H100L99 84L100 88H98L100 90V92L101 91L102 92H107V94L108 95L110 94V96H117V93H118V95L123 96L126 92L129 91L125 87H122V86H119V85H114V84H111V83L108 86ZM177 84H179L180 86H176ZM224 84H225V88H224ZM110 85H114L116 87L110 86ZM162 85H164L166 88L164 86H162ZM168 85H169V87H168ZM202 85L205 86V89H202L203 91L201 90ZM190 86L193 87L194 90H190V88H186V87H190ZM197 86H198V89L200 87V89H199L200 90V93H199V90L196 91ZM208 87H209V90H208ZM210 87L212 89L214 88L213 89L214 91ZM260 88H261V91L259 89V91L257 93H259L260 94V98H262L264 100V98H263L264 97V86L262 85ZM144 89L145 88L143 87V88H140L138 90L140 91V90H144ZM168 90H170V91L172 90V91L169 92ZM139 91L137 92L138 93L137 94L138 95V99H140L142 102H144L145 101V94H141V93H139ZM192 91H196V93L195 92L192 93ZM83 92H85L86 94L88 93V94L86 95ZM100 92L98 93V96L99 95L101 96V93ZM260 92H262V94ZM1 93H0V96L1 95L2 96L0 97V105L1 104H5V100H4V96L5 95L3 94V92H1ZM113 93H115V94H113ZM174 93H175V95H173ZM38 110L40 112L39 111L36 112V113H32L31 112V113H27V114H24V112H23V114L20 113L21 116L18 113L21 112L22 110L13 109L12 112L11 111H8L10 114H12L11 116L8 114V120L10 121L9 122V125H8L10 127H8V128L13 127V129H11L9 131V133H7V136L6 135L4 136V134H2L3 135L2 136L0 134V137H1V139H0V147H2V146L4 147V148L2 147V150L3 151H1V149H0V152L1 153L3 152V154H4V155L2 154L3 157L0 155L1 156L0 157L1 158L0 159V185H1L0 186V189H2V193L0 192V196H1V198H0V211L1 212L4 211V214L3 213H0V216L2 215L0 217V246L2 245L0 247V264H2V263H4V264H75L74 261H78L77 264H80V262L82 264L83 263L84 264H92V263H94V264H97V263L98 264H143V263L144 264H173V263L174 264H180L181 261H182L181 262L182 264H185V263L188 264V262H189V264H193L194 261H195L194 264H198L199 261H201L202 264L203 263L205 264V261H207V260L211 261V259L212 260L215 259L214 261H216V260L217 261L215 263H214V261H212V262H210V264H213V263L214 264H218V263L219 264H235V263L236 264H255V263H257V264H264V261L261 259L262 257L264 258V230H263L264 229V220H261V219H259V220L246 219V220H238V221H229V222H231V223H229V222L224 221V220H213L212 218L206 217V216L203 215L204 213L202 212V210H198V211L197 210H194L193 212L189 211L188 212V216H186V214H185L186 213L185 212L186 209L183 208L184 209L183 210L182 208H180V207H178L176 205H174V206L171 207V209H172L173 212L175 210L177 211L176 212V214H177L176 216H173V217H167V216H165L166 218L165 217H158L156 215L157 206H155V204L151 200H148V198H144V196L146 197V194L144 192H142L141 194L137 195L139 197L136 198L135 197L136 194L131 189H127L126 190V191H129L130 190L129 192H126L125 191L126 193H128V195L127 194H123L125 192L122 193V197L120 196L121 194H119V195L118 194H115L116 197H115V195L112 194L110 197H107L106 196V197H104V199H100V202H98V204H96L97 202L92 197V195H94V193H95L94 190H91L90 189L91 192H89V193L82 192L83 190L81 189V186H83V185H89V186L90 185H93L94 186L95 182H91V181H95V180H94V178H88L84 174H81V173L78 174V172H80V170L82 169V166H80L81 164H80V161H79L81 159L77 160V165H75V166L59 167L52 158H48L46 156V154H44V152L41 151L42 148H40V145L42 144V142L39 141L40 140L39 139V136H37V134L35 133V130L33 132L27 130L28 131L27 132L25 128L21 129L22 126H23V124L29 122L30 119L31 118H34L35 116H39L38 121L34 122L35 126H36V124L38 125V123L39 124L40 123H44L41 118L44 117V116H47V112L46 111H43L40 108H38ZM26 112H28V110H26L25 113ZM53 113H52V116L54 117L55 112H53ZM16 114H18V116ZM13 115H15L16 117L13 116ZM3 119L4 118H0V130H4L3 127H2V125L4 126V125H7L8 124V120H3ZM12 123H13V125H12ZM14 124L17 125V126H15ZM18 128H20V130H24V129L25 130L22 133V131H19ZM36 128H38V126H36ZM231 128H232V130H235V129H237V126H235V124H232L231 125ZM57 129H59V128H57ZM256 129H260V130L262 129L261 132L264 135V130H263L264 127L261 128L260 126H258ZM54 130H56V128L54 129V127H52V126L48 128L46 126V128L44 130V134L41 136V140L43 141L44 139H46V134H47L48 131L51 132V131H54ZM18 131H19V133L16 134V132H18ZM25 131L27 133H24ZM127 136L128 135H124L122 137H127ZM4 138H6L5 139L6 141L4 140ZM118 138L120 139V136H118ZM86 139H84V140H86ZM21 140H23V141H21ZM82 140H83L82 138H80V139L77 138V141H75V142H73V141H67V142H64L63 144H60L59 147H54V149L64 148L63 150L65 152H63V153H67L66 151H68L69 149L65 150V148H68L70 145L76 144V145L79 146V149L82 150L81 152H83V155H87L88 154V156H90L92 158V161L97 160V159L99 161H104L106 158L111 157L113 155L112 153L108 154V150L105 147V144L108 141H110V140L99 139V140L94 141V140H92V138L91 139L88 138L87 141H84V140L82 141ZM90 140L93 141V142H91ZM37 141L38 142H41L40 145H39V143ZM22 142H24V143H22ZM36 142H37V144H36ZM26 143H30V146H28L29 145L28 144V145H24V147H23L22 144H26ZM5 144H6L7 147H5ZM10 145H11V147H10ZM16 145H17V149L20 147L19 148L20 150L18 151V152H20V154L18 152L15 153L14 152V148H12V147H15V151H17ZM84 146H85V148H84ZM7 149H12L13 151L12 150H8L7 151ZM11 151H12V153L10 155L9 153ZM34 151H36V152H34ZM8 154H9V156H8ZM44 158H45V160H44ZM27 160H28V163H27ZM21 161H24V162H22L23 164H21ZM10 162H11V164H10ZM19 162H20V165L23 166V167H21L18 164ZM33 162H34V165L32 164ZM36 162H39V163L37 164ZM6 164H7V166H6ZM35 164H36V166H35ZM12 165L14 166V168H13ZM10 166H11V168H9ZM2 167L5 168V169L2 170L1 169ZM54 167L59 168L62 173L64 172V175L65 176L60 177L61 179L59 178V179H55V180L54 179H50L49 177H47L45 174L48 171H52V168L54 169ZM66 167H67L68 170H65L64 169ZM72 167L73 168L76 167L77 170H75V168L73 169ZM90 168H91V166L90 167H87L86 169L89 170ZM25 169L28 172L27 171H24L23 172V170H25ZM17 170H20V171H17ZM76 171H77V173H76ZM72 172H75V173H72ZM41 173H43V174L41 175ZM14 176H16L15 177L16 179L14 178ZM5 177L8 178V179L10 178V180H8V179L4 180ZM11 177H13V178L11 179ZM33 178H35V180H33ZM42 178H43V180H41ZM23 180H24V183H22ZM67 180L70 182V184H72V186H74V187H72L67 192L68 194L66 195V196H72V199L68 197L69 200L72 201V203H74V206L77 205L76 208L73 207V210H75L76 213H77V214H74V215H69V214H67V212H65V211H68L69 212L70 207L69 206H65L64 207V205L62 206V203H61L62 200L59 201L58 200L59 199L58 197L57 198H53V197L52 198H49V200L47 201V199H48L47 197H49V195H50L49 194L50 191H49V187L48 186H50L54 182L67 183L66 182ZM25 182H28L27 185H25L26 184ZM30 183H31V185H30ZM250 183H252L253 189H254L253 192H255V193H259L260 192L259 190L261 188L260 186L261 185L262 186L264 185V181H261V180H257V181H254V182L252 181ZM20 184L21 185L24 184V185L21 186ZM14 187H15V189H14ZM5 188H6V190L3 192V189H5ZM26 189L29 190V191L31 190L29 192L30 195H28V193H26V191H27ZM34 189H36L37 191L36 190L34 191ZM80 190L82 192V195H84V196H81L80 195V193H81ZM19 191H20V193H19ZM25 193L27 195H25ZM46 193H48V194H46ZM131 193H134V194L132 195ZM11 194H13V195H11ZM21 194H22V196L24 195L23 198H22ZM43 194H44V196H43ZM129 194H131V196ZM31 195H33L32 197L35 200L34 199L29 200L30 197H31ZM80 196H81V198H80ZM142 196H143V199H142ZM28 197H29L28 202H27V199L25 201L22 200V199L28 198ZM87 197H89V198H87ZM112 197L114 199L117 198L118 201L116 199L114 200ZM134 197H135V199H133ZM43 198H44V200H43ZM45 198H47V199H45ZM79 198L81 199V201L79 200ZM120 198H121V200H120ZM125 198L127 199L126 201H125ZM60 199H62V197ZM131 199H133L132 202L130 201ZM19 200L20 201L22 200L23 203L21 201L20 202L21 204H19ZM77 200H79V201H77ZM139 200H141V201H139ZM29 201L32 204H30ZM31 201H33V202H31ZM38 201H40V202H38ZM190 201H192V205L194 206L196 204V201H199V200H196L193 197V198H190ZM12 202L13 203L15 202V204H19V205H15ZM47 202H48V205L46 204ZM89 202L91 203V205L93 204V202H96V203H94V205H92V206H94V208L93 207L91 208ZM10 204H12V205H10ZM70 204H71V202H70ZM134 204H136V205H134ZM21 205L23 207H21ZM25 205H26V208H24ZM43 205H45V206L43 207ZM88 205L90 207H87ZM18 206H20L21 208H19ZM31 206L33 207V209H32ZM39 207H40V210L39 209L36 210V208H39ZM41 207H42V210H41ZM111 207H113V208H111ZM22 208H23V210H21ZM47 208H49V209H47ZM102 208L104 210H110V208H111L112 210H117L119 212L123 211L122 212L123 213V217H122V219H120L122 221L119 222V224H118L117 222L119 220H117L116 222H115V220L112 221V219L109 216H106L105 217L103 215L104 218H103V216H101V219H103L102 221L100 220V216H97L96 214H95V216H97L96 217V220L94 218L95 216H93V217H91L92 215L90 216V214L97 213L98 209L101 210ZM129 208H130V210H129ZM59 209L61 211H59ZM81 209H83V210H81ZM88 209L89 210H92L93 209L94 211L93 210L92 211H88ZM5 210H6V212H5ZM8 210H9V212H8ZM27 210H29V211H27ZM30 210H32V212ZM57 210H58V212H57ZM85 210H87L86 212H89L90 214L85 215V214H87V213H85ZM20 211H22V212H20ZM135 212L138 213V214L136 215ZM139 212H140V214H139ZM147 212H149V213L146 214ZM60 213H62V214H60ZM131 213H132L133 216L131 215ZM80 214H84V215H80ZM5 216H6V218H5ZM59 216H61V217H59ZM65 216H67V217L65 218ZM70 216H71V219L69 218ZM193 216H195V217H193ZM74 217H77V219L76 218L74 219ZM86 217H87V219H86ZM90 217L92 218V220H91ZM185 217H187V219L189 218L190 221L189 220L186 221L187 219H185ZM130 218H131V220H130ZM31 219H32V221H31ZM199 219H200V221H199ZM23 220H25V221H23ZM84 220H86L85 222H87V221L90 220V222H92V223H89V225L87 223L84 224ZM181 220H182V222H180ZM21 221H22V223H21ZM57 221L59 223H57ZM64 221H66V222H64ZM96 221L99 222V225L100 226L97 225L98 222H96ZM100 221H101V224H103L104 226L100 224ZM132 221H134V223ZM144 221H146V222H144ZM167 221H168V223H166ZM183 221H184V223H183ZM24 222L26 223V225H25ZM82 222H83L84 226H83ZM104 222L105 223L108 222L109 225L105 224ZM203 222H204V225H203ZM215 222H217L218 225H217V223L215 224ZM257 222H260V223H257ZM18 223L20 224L19 226L22 227V228H24V229H21L18 226ZM121 223H123V225ZM205 223H206V226H205ZM92 224L94 225L93 227H92ZM113 224H114V227H113ZM126 224H128V225H126ZM247 224H248V226H247ZM95 225H97V226H95ZM82 226H83V228H82ZM221 226H223V227H221ZM71 227H74V228H71ZM225 227H227V228H225ZM228 227H230V228H228ZM255 227L258 228V229H255ZM18 228H20L21 231ZM25 228L28 229V230L26 229V231H27L26 233L22 232V230H25ZM29 228L30 229L31 228L34 229L33 230L34 232L36 230V232H37L38 235L35 233L36 236L31 237L32 236L31 234L34 233V232L32 230H30ZM87 228H89V229H87ZM38 229H39V231H38ZM155 229H158V230H155ZM29 230L32 231V233L31 232L29 233ZM44 230H45V233L44 232L42 233L41 231H44ZM260 230H263V231H260ZM245 231H247V232H245ZM231 233L232 234L234 233L233 234L234 236ZM25 234H26V236H28V238L31 237V238H33L32 240L35 239V241L34 242L31 241V239H30V242L27 241L28 238L25 237ZM22 235H23V237H22ZM150 235H151V237H149ZM205 235H207V237H204ZM37 236L39 237L40 240L37 239V238H35ZM258 236H259V238H258ZM110 237L119 239L118 244L117 245H114L113 247H109L108 245L103 246L102 244L105 243L107 241V239L110 238ZM235 237H237V238H235ZM21 238H22V240H19ZM57 238H58V241L60 240L58 242V244H56V241H57L56 239ZM151 238H153V241L151 240ZM25 239H26V242H28V243L24 242ZM90 239H92L93 241L90 240ZM242 239H244V240H242ZM250 239H252V240H250ZM52 240H54V241H52ZM103 240H106V241L104 242ZM179 240H181L182 242L179 241ZM14 241H16V242H14ZM81 241H82V243H81ZM163 241L165 242V244H164ZM253 241H255V242H253ZM12 242H14V243H12ZM22 242H23V244H22ZM36 242H37V246H35L36 245ZM53 242H54V244H53ZM83 242H85V243H83ZM231 242H232V244H231ZM93 243H95V244H93ZM99 243H101L100 245L102 247L99 245ZM186 243H187V245H186ZM30 244L31 245L33 244L32 247L35 246L34 248L37 250L36 252L34 251L35 249H33L31 247ZM38 244H40V245H38ZM119 244H120V246H119ZM29 245H30V247H29ZM94 245H96L98 247H96ZM144 245H146V246H144ZM165 245H166V247H165ZM201 245H203V246H201ZM217 245H219L218 248H217ZM248 245L251 246V247H249ZM48 246L50 247L49 248L50 250H48ZM53 246H54V248H53ZM143 246L146 247V248H144ZM214 246H215V248H214ZM225 246H227V247H225ZM37 247H39V249H37ZM43 247H44V251H46V252L49 251V252L45 253L43 250L40 251V249H42ZM45 247H46V250H45ZM147 247H148L149 250L147 249ZM194 247H195L196 250H194ZM200 247H201V249H200ZM219 247H221V248L219 249ZM51 248H53V249H51ZM64 248H66L67 251ZM95 248H97L98 251ZM140 248H141V250H140ZM212 248H214V249H212ZM226 248L230 249V251L227 250ZM24 249L26 250V252L24 251ZM31 249H33L34 253L31 252ZM105 249H107V250H105ZM241 249H242V251H241ZM90 250L92 252H90ZM199 250L201 251L200 252L201 255H199L200 254L199 253ZM244 250H245V252H244ZM258 250H259V252H258ZM141 251H143V252H141ZM159 251H160V253H159ZM161 251H162V253H161ZM42 252H44L45 254L44 253L41 254ZM65 252H67V253H65ZM203 252L205 253V255H204ZM239 252H242V253H239ZM82 253H83L84 256L82 255ZM152 253H154V254H152ZM156 253H158V254L156 255ZM229 253H230V255H228ZM232 254H234L235 257ZM256 254H258V255L256 256ZM124 255H125V257H124ZM194 255H196V257H194ZM252 255H255V256H252ZM59 256H61V257H59ZM62 256H64V257L62 258ZM230 256L233 257V258H231ZM58 257L61 258L62 260L59 259ZM147 257H149V258H147ZM164 257H165V259H164ZM243 257H245V258H243ZM250 257L251 258L253 257V258L251 259ZM52 258H54V259H52ZM95 258H96V260H95ZM223 258L224 259H227V261L226 260H223ZM58 259L61 260V261H58ZM196 259H198V260H196ZM255 259H256V262H255ZM35 260H36V262H35ZM108 260H110V261L107 262ZM41 261H42V263H41ZM63 261H64V263H63ZM66 261H67V263H66ZM95 261H96V263H95ZM218 261H220V262H218ZM223 261L225 263H223ZM207 264H209V262H207Z\"/></svg>",
	"mask_w": 264,
	"mask_h": 264
}]
</instances>
